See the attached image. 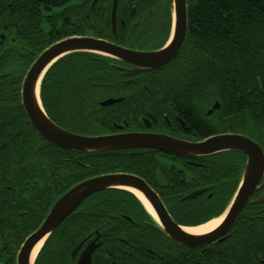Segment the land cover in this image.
Here are the masks:
<instances>
[{"label":"trees","instance_id":"obj_1","mask_svg":"<svg viewBox=\"0 0 264 264\" xmlns=\"http://www.w3.org/2000/svg\"><path fill=\"white\" fill-rule=\"evenodd\" d=\"M109 2L0 0V35H4L0 40V112L8 113L6 120L0 121V144L6 141V146L0 149V190L6 185L13 188L10 175H18L24 186L35 182L38 190L23 221L18 222L9 210L0 211V219L10 221L9 226H0L4 230L0 238L13 243L15 252L64 192L92 177L124 173L142 178L159 194L174 221L185 227L218 217L237 188L240 174L236 163L227 159L223 165L220 154L196 161L207 165L203 176V170L193 167L181 172L184 161L153 150L80 153L63 151L50 144L43 148L39 143L42 140L20 113L18 96L27 70L46 48L72 36L107 39L126 49L161 48L170 37V6L164 9L165 32L156 35L155 19L150 16L156 7L146 4H138L139 24L134 25L136 22L132 20L126 28L119 27L122 33L114 37L110 31ZM113 65L122 66L111 58L91 53H74L58 60L40 84V101L48 118L70 132L101 136L114 132L112 124L125 122L130 130H137L146 111L155 117L156 113L168 115L173 98L182 103L185 92H191L195 101L200 97L207 105L214 100L222 102L225 92H264V0H192L188 37L171 63L132 76ZM187 83L189 89L185 88ZM109 97L124 99L101 107L100 103ZM137 99L142 103H137ZM263 100L259 98L255 106L259 108L257 125L264 122ZM156 170L166 177V189L154 186ZM182 179L186 180L185 185ZM213 185L210 199L202 196L181 201L188 192ZM123 216L131 217L138 225L144 220L151 221L141 203L126 191L106 190L89 197L49 236L35 264H58L59 258L51 257L50 252L58 254L61 249L60 258L65 259L74 245L95 232L103 240L104 251L126 237L161 235L137 228ZM262 230L257 227L256 236ZM258 243L257 240L242 243L234 238L218 248H209L231 254L264 247V243ZM152 249L164 251L161 246ZM224 259L232 263L229 256ZM9 261L14 263V259Z\"/></svg>","mask_w":264,"mask_h":264},{"label":"flooded vegetation","instance_id":"obj_2","mask_svg":"<svg viewBox=\"0 0 264 264\" xmlns=\"http://www.w3.org/2000/svg\"><path fill=\"white\" fill-rule=\"evenodd\" d=\"M98 1L99 0H93V3L95 4ZM113 1L114 0H110L109 2L110 3L109 4V7H110L109 17H110V31L114 37L122 33V30H120L119 27L126 28L127 24L130 23L132 20H135L134 22H136L134 25H137V23L139 24L140 17H139L138 4H142V5L146 4L147 6L155 5L156 8L153 10L150 16L151 18L153 16L155 19L153 25H154V31L157 30V32H155L156 35L157 34L161 35L163 30L165 32L166 13L164 9L166 8V5H169L170 12H171V29H170V37H171L172 27H173L171 1L170 3H167V0H116L115 27L114 28L112 26ZM191 3H192V0H186L185 40L188 37V23H189V16L191 13ZM74 37H85V36H74ZM95 39L104 40L109 43L113 42V41L110 42L109 40L102 39V38H95ZM128 48L129 50L132 49V51L151 52V51L159 50L163 47L161 48H156V47L155 48H152V47L141 48L140 46H137V47L129 46ZM198 48H202V46H199ZM178 54L176 55V57L178 56ZM120 64L122 66L128 67L127 65H124L122 63ZM188 87H189V83H187V87L185 88L189 89ZM190 95H191V92L183 93L182 97H185V99L182 103L176 102V99L173 98V100L171 101V111L168 115L163 114L162 116H160V114L156 113V117H155L153 116V113L146 111L147 112L146 115H143L140 119V126L137 130H130L128 124L124 122L121 124H112V128L114 129V132L111 134L101 135V136L114 135L118 133H151V134L165 135L175 140L187 142L190 144L201 143L209 138H213L217 136H239V137L247 138L248 140L255 143L260 148V151L264 158V122H262L259 125L255 124L256 112H258L259 110V108H256L255 106L258 104L259 98L263 97L264 99V92H255V91L254 92L252 91L225 92L222 94V98H223L222 102L214 100L210 103V105H207V102L204 100H201L200 97L198 100L195 101V99L191 97ZM172 97H175V93H173ZM18 99H19V107H20L19 110L21 111L19 112L23 115L25 122L28 123V125L32 128L23 110V107H22L21 91L19 92ZM107 99H121L120 102H122L124 97H120V98H113V97L110 98L109 97ZM107 99H104V101ZM101 103H100V106H101ZM137 103H142V100L137 99ZM110 106H107V107H110ZM107 107H103V108H107ZM6 115L8 116V113L3 112V111L0 112V121H5L6 119L4 117H6ZM58 127L61 128L60 126ZM65 131L72 133V134L79 135V136H83L81 134L73 133L68 130H65ZM83 137H100V136H83ZM41 140L42 141L39 143H42L43 148L45 144H49L43 139ZM5 146H6V141L4 140L0 144V149L4 148ZM219 154H220L219 161H221L223 165L227 159H232L233 161H235L236 164L234 165L236 169L239 171L238 174H240L237 188L230 202L226 205V207L224 208V210L218 217L213 218L203 224L193 226V227L181 226L182 228H184L185 232L190 233L192 235H196V236L206 235L214 231L217 227H219L220 226L219 224H221L225 219V215L229 207L232 204L235 194H237L238 188L241 187L242 185L241 181L243 179V175H244V171H245V167L247 163V156L244 153H241L238 151H223V152H219L213 155H219ZM213 155L196 157V158H183V157H178V156H173V155H170V156H171V159L173 160L177 159V160L184 161V165L182 166L180 170L181 172H184L187 167H193V168H198L201 172L203 170V176H206L207 165L197 163L196 161L199 160L200 158L210 157ZM156 172H159L161 176L163 177L165 181V186L162 187L157 184L156 179H155ZM10 176H11L10 179L13 180L12 182L13 188L6 185V186H3L2 189L0 190V211L2 210L4 212L5 210H9V212L12 213V217L17 219L18 222H21L24 219H26V217L29 215L31 206L33 204L32 199L37 197L38 190L35 187V182H29L26 184V186H24V184L20 182L21 178L18 175H10ZM25 177L31 178V175H27ZM165 178L166 177L161 173V171L156 170L154 172V179H153L154 186L157 189H166L168 187V183ZM143 181L158 195L159 199L161 200L159 194L155 191V189L152 188L145 180ZM183 181L185 185L186 180L184 179ZM213 187L214 185L204 186V187L195 189L191 192H188L187 194L182 196L181 201H191V200H195L196 198H199L202 196L203 197L205 196V198L210 199L213 196V189H214ZM111 190H116V189H111ZM197 191H203V192L193 199H185V197ZM66 192H64L62 195H64ZM133 194L136 196V193H133ZM137 199L143 205L142 207L145 208L144 210H147L146 213L149 215L151 221L144 220L140 223V225H138V223L136 224V222H134L131 217L123 216L124 220L127 221V223L137 228L139 227L142 229H147L153 233H157V234L159 233L161 235L150 234L148 236L146 235L143 236L144 238L138 237V236L126 237V238L121 239V242H118L115 245V247L111 248L109 251H104V250H101L103 247L102 246L103 240L100 238L101 237L100 234L98 232H95L94 236L87 237L86 239L82 240L80 243H77L76 245H74L69 251L68 255L65 257V259L60 258L62 256L61 252L63 251L61 249L59 250L58 254H56V252L53 253L54 252L53 251V252H50L49 255L57 259L59 258L58 264L60 261L64 262L61 264H78L80 256L85 250V248L88 245L94 243L96 247L90 256L91 264H223L225 261H228V264H239L240 262H242V264H264V247L258 248V249L257 248L254 249L253 247L254 250L248 251V252H245L243 250H242L243 252L240 250L234 251V252H231V254L224 253V252L217 251V250H212L213 248H218V245L221 246L223 243L229 241L230 239H234V238L237 239L238 241H241L242 243H245L246 241L254 242L256 240L259 241V243L260 242L264 243V171H263V174L259 176V180L257 184L255 185L254 191L251 194V196L248 198V200L246 201L241 212L239 213L234 226L223 236L222 240L212 242L205 246H200V247L185 246V245H182L180 243H177L169 239L167 236H165L161 232L153 231L152 229L147 227L145 225L146 223L155 224V222L158 223V220L155 217V214L151 210L150 206L147 204V202L140 196L137 197ZM161 202L163 203L162 200ZM163 205L165 207L164 203ZM147 208H149L151 212H149ZM169 216L171 217L170 214ZM171 219L174 221L172 217ZM214 222L216 223L212 227H208V225H212L211 223H214ZM9 223H10L9 220L0 219V226L2 227L9 226ZM175 223L177 224V222ZM260 226L262 227L263 230L260 236H256L255 230L257 227H260ZM3 231H4L3 229H0V233ZM28 237H26L23 240V242L21 243V245L19 246L16 252H15L13 243H10L9 240L6 241L5 237L0 238V264H9L10 259H14V263H10V264H17L18 252ZM45 241H43V244L40 243L38 245V248L36 249V251L34 250L33 259H35L34 257L36 256L38 251L40 253L42 247L44 246ZM152 246H154L155 248L161 246L164 249V251L161 253L157 252L155 249L154 251L152 249ZM209 246H212L211 247L212 249L209 248ZM225 256H229V259H232V263L229 262L231 260H225L224 259ZM36 259L34 261V264L36 263Z\"/></svg>","mask_w":264,"mask_h":264},{"label":"water","instance_id":"obj_3","mask_svg":"<svg viewBox=\"0 0 264 264\" xmlns=\"http://www.w3.org/2000/svg\"><path fill=\"white\" fill-rule=\"evenodd\" d=\"M170 1L173 20L172 35L163 48L151 52H138L91 37L73 36L60 40L46 48L27 70L21 86V103L30 125L38 136L54 147L67 152L109 153L154 150L183 158L209 156L223 151L244 153L247 156V163L242 185L238 188L224 221L206 235H189L171 219L158 195L141 178L124 173L97 176L78 183L53 204L39 228L21 246L17 255V264H31L33 251L42 240L45 241L87 198L111 189L127 191L135 198L137 197L127 188L137 191L148 203L158 220L156 225L151 223L145 225L185 246L200 247L220 241L234 226L239 213L253 193L259 176L264 171V158L260 148L252 141L239 136H217L201 143L190 144L165 135L151 133H118L100 137H83L56 126L41 106L42 79L52 65L67 55L91 53L111 58L128 66L113 65L115 69L127 76L155 71L171 62L178 54L186 36V0H167V3ZM115 6L116 0L113 1L112 9L113 28L115 27ZM3 39L4 35H0V40ZM120 101L121 99H107L101 103V106L107 107ZM155 179L159 186H165V181L159 172H156ZM202 192H194L185 199H193ZM95 247L94 243L88 245L81 254L78 264H91L90 256Z\"/></svg>","mask_w":264,"mask_h":264},{"label":"bare ground","instance_id":"obj_4","mask_svg":"<svg viewBox=\"0 0 264 264\" xmlns=\"http://www.w3.org/2000/svg\"><path fill=\"white\" fill-rule=\"evenodd\" d=\"M36 96H37V100H38V86H37ZM127 190L130 191V192H132V193H136V197H139V196H140L141 198H143V197H142L137 191H135V190H133V189H128V188H127ZM137 194H138L139 196H138ZM136 199H137V198H136ZM143 199H144V198H143ZM137 200H138V199H137ZM138 201H139V200H138ZM139 202H140V201H139ZM147 204H148V203H147ZM141 205H142V204H141ZM142 206H143V205H142ZM143 208H144V207H143ZM144 209H145V208H144ZM147 209H148L149 212H151V210H150L149 208H147ZM145 211H146V210H145ZM146 212H147V211H146ZM152 220H153V219H152ZM153 221H154V220H153ZM154 222H155V221H154ZM155 223H156V222H155ZM215 223H216V222L211 223L212 225H208V227H212ZM219 225H220V224H219ZM219 225H218V226H219ZM183 231H184V228H183ZM184 232H185V231H184ZM185 233H187V232H185ZM187 234L192 235V234H190V233H187ZM193 236H196V235H193ZM43 241H44V240H42L40 243L43 244ZM40 243H39V244H40ZM39 244H38V245H39ZM38 245L35 247V249H34L35 251H36V249L38 248ZM38 252H39V251H38ZM33 253H34V251H33ZM37 254H38V253H37ZM37 254H36V255H37ZM33 255H34V254H32V257H31V264H32L33 261H34V259H33ZM35 257H36V256H35ZM35 257H34V258H35Z\"/></svg>","mask_w":264,"mask_h":264}]
</instances>
